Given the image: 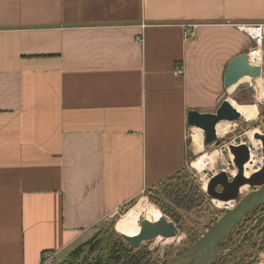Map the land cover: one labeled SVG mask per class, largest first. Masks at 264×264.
Returning <instances> with one entry per match:
<instances>
[{"label": "crops", "instance_id": "0c3cea01", "mask_svg": "<svg viewBox=\"0 0 264 264\" xmlns=\"http://www.w3.org/2000/svg\"><path fill=\"white\" fill-rule=\"evenodd\" d=\"M241 54L264 63V0H0V264L55 260L194 169L188 113L255 103L224 87Z\"/></svg>", "mask_w": 264, "mask_h": 264}, {"label": "water", "instance_id": "95a60500", "mask_svg": "<svg viewBox=\"0 0 264 264\" xmlns=\"http://www.w3.org/2000/svg\"><path fill=\"white\" fill-rule=\"evenodd\" d=\"M250 80L262 78L264 81V63L253 64L248 54L233 58L224 73V87L236 85L243 78ZM241 114L227 101H223L215 113L200 114L191 111L187 115V125L200 130L205 146L218 143L216 127L219 123H237ZM264 123V120H263ZM254 140L260 142L264 157V134L256 133ZM228 153L232 157L235 175L231 178L221 171L212 175L207 181L205 193L213 201L222 203L233 202L235 206L227 210L192 246L185 251L176 252L168 264H213L219 253L220 244L237 228L244 218L253 210L264 204V163L251 175L245 176L244 166L250 161V149L247 143L228 145ZM244 186L252 189L241 196L240 189ZM136 236L121 235L133 249H139L142 243L153 241L161 236L169 237L177 233L174 224L161 213L158 219L142 218Z\"/></svg>", "mask_w": 264, "mask_h": 264}, {"label": "rangeland", "instance_id": "374dc122", "mask_svg": "<svg viewBox=\"0 0 264 264\" xmlns=\"http://www.w3.org/2000/svg\"><path fill=\"white\" fill-rule=\"evenodd\" d=\"M245 83L242 84L241 88H244L245 90L249 91L250 99L253 101L256 99L257 94H260V90L264 89V81L262 78H258L256 80H247L244 81ZM254 104V102H252ZM258 106V119H256L253 122H246L244 120L239 121L237 124V127L234 128V131L230 134L224 135V136H218V143L210 146L205 147L204 153H208L211 150H218L220 151L219 143H225L230 144L232 142H235V144L239 142H249L250 140L254 143H258L260 147V151H258V157L264 158L261 153V146L260 143L255 141L253 139L254 133H260L264 134V99L259 101V103L256 104ZM192 131H188V135H191ZM198 133V132H197ZM202 135V134H201ZM218 144V145H217ZM222 149H224L222 147ZM221 153V152H219ZM197 157V156H196ZM198 158V157H197ZM228 150L221 153L216 168H213L214 170H207L204 174L199 173L197 170H194L190 167L191 159L188 160V166L184 169L185 173L187 175L188 181L198 190L200 193L204 194V198L202 201L201 206L198 209H194L193 211H183L181 209H174L173 207L170 210L174 212V215L178 218L179 223H175L170 216L165 215V217L171 221L174 226L177 229V233L174 235H171L169 237L161 236L153 241L142 243L141 247H144L147 251H149L153 256V264H168L171 262L174 258H176V252L178 251H185L187 248L192 246L196 240H199L202 236L206 234V232L211 228V226L223 215L227 210L232 209L235 204L232 203L229 208H221L217 207L214 204V201L211 200L205 193V190H203L202 186L205 182L204 180L209 179V176L213 175L215 170H224V167H226L227 164H231V159ZM196 160V158H194ZM193 160V161H195ZM192 161V162H193ZM261 165H257V169ZM235 170L234 167L230 166V171ZM230 175V173H229ZM207 181V180H206ZM207 184V182H206ZM252 189L247 187V191L242 194L241 196H244L248 194ZM209 198V199H205ZM146 201V207L145 210L150 208V206H155L152 202H150L149 198L147 196H144ZM140 202V201H139ZM136 202H134L130 207L122 209L118 214L114 217L117 220L122 215L125 216L127 213L131 211V209L137 205ZM152 204V205H151ZM131 208V209H130ZM157 208V207H156ZM130 209V210H129ZM158 209V208H157ZM129 210V212H127ZM159 210V209H158ZM160 211V210H159ZM127 212V213H126ZM224 212V213H223ZM126 213V214H125ZM125 214V215H124ZM145 211L140 215V219L142 220L141 216H144ZM122 216V217H123ZM115 222V224H116ZM140 222V221H139ZM244 222V220L242 221ZM241 222V223H242ZM128 223V222H127ZM241 223L237 226V228L231 233L225 240L230 239L231 236L234 235V238H236V230L241 226ZM109 224V220L107 222H103L100 224L96 230L94 231L93 235H97V239H100V237L107 233V227ZM179 224V225H178ZM127 228V224H126ZM115 232H117L115 229H113ZM118 233V232H117ZM123 233V232H122ZM121 234V233H118ZM233 234V235H232ZM91 236V237H92ZM89 240V239H88ZM224 240V241H225ZM231 241V240H228ZM222 252V247L220 248ZM66 252L67 254L70 252ZM88 249L84 250V253L82 254L81 258L83 259L87 255ZM238 255V257H235L233 261L229 264H264V233L260 235L259 237H253V241L251 243H248L247 245L242 244V251ZM65 253V254H66ZM220 253V252H219ZM218 253V255H219ZM58 256L53 259V261L50 264H58L62 262L67 254ZM65 255V256H64ZM217 255V257H218ZM216 257V260H217ZM253 257V259H252ZM215 260V262H216ZM214 262V263H215ZM213 263V264H214Z\"/></svg>", "mask_w": 264, "mask_h": 264}, {"label": "trees", "instance_id": "16d2710c", "mask_svg": "<svg viewBox=\"0 0 264 264\" xmlns=\"http://www.w3.org/2000/svg\"><path fill=\"white\" fill-rule=\"evenodd\" d=\"M224 144L219 143L217 145L221 147ZM184 169L164 178L144 193V196H147L163 215L170 216L176 224L179 223V220L169 207L185 212L193 211L201 206L205 197L198 188L188 181L187 175H184ZM133 203L131 202L126 208ZM246 217L236 230V238L232 234L233 236L228 238L231 241L225 240L220 244L222 250L231 251L220 252L214 264L231 263L241 253L242 244L247 245L253 241V237H259L264 233V204ZM115 222L116 219L109 222L106 229L107 233L102 235L100 239H97L96 234L93 235L89 240L71 250L66 258L58 264H153V256L149 251L144 247L136 250L131 248L122 236L113 230ZM85 249H88V252L82 259L81 256Z\"/></svg>", "mask_w": 264, "mask_h": 264}, {"label": "bare ground", "instance_id": "6f19581e", "mask_svg": "<svg viewBox=\"0 0 264 264\" xmlns=\"http://www.w3.org/2000/svg\"><path fill=\"white\" fill-rule=\"evenodd\" d=\"M253 60V59H251ZM250 80L249 78H243L240 80V82H244ZM256 80V79H254ZM260 94H257L255 103L251 105H246V106H239L238 109L240 110V113H242L244 119L247 122L254 121L256 119L258 110L256 104L261 102V100L264 99V89H261ZM220 124V123H219ZM217 133L220 135H224L226 130L224 129V124L217 125ZM226 126V125H225ZM200 131V130H199ZM198 131V132H199ZM201 132V131H200ZM199 134H202L200 133ZM256 134V133H254ZM253 134V136H254ZM254 139V138H253ZM256 141V140H255ZM197 138H194V144L196 146ZM259 142V141H257ZM260 143V142H259ZM247 145L249 146L250 149V161L244 166L245 170V176H249L252 173H254L257 170V165H262L264 163V158H259L258 157V151H260V147L258 143H254L253 141L247 142ZM199 146V145H197ZM197 146L195 149H197ZM200 150V149H199ZM200 152V151H199ZM220 157V153L218 150H211V152L204 153L202 152L200 156L192 163V166L195 170H197L199 173L204 174L207 170H214L213 168H216L218 160ZM231 157V155H230ZM230 175L233 176L235 175V170L230 172ZM203 183V190L206 188V180ZM247 191V186H244L240 189L241 195L244 194ZM233 202L229 203H222L219 201H214V204L217 207H225L229 208ZM146 207V201L145 199L140 200L137 205H135L129 213H127L125 216L121 217L116 225H115V230L118 233H121L119 235H126L129 237L136 236L139 232V217L140 215L145 211L144 216L141 218H147L151 220H156L159 218L161 215V212L155 207V206H150L147 210H145ZM128 222V223H127ZM127 224V228H126ZM123 232V233H122Z\"/></svg>", "mask_w": 264, "mask_h": 264}, {"label": "built area", "instance_id": "2783aa9c", "mask_svg": "<svg viewBox=\"0 0 264 264\" xmlns=\"http://www.w3.org/2000/svg\"><path fill=\"white\" fill-rule=\"evenodd\" d=\"M237 29L244 33L252 42L253 44V48L254 50H256L260 45H261V42H262V25H259V24H254V25H238L237 26ZM194 36V31L192 28H189V29H186L185 32H184V37L186 39H191L192 37ZM252 51V52H255V51ZM250 58V57H249ZM251 60V58H250ZM253 64H257V65H260L261 63V58L260 57H257V54L255 56V61L254 60H251ZM239 143H242V142H239ZM237 143V144H239ZM235 144V142H232L230 144H224L222 145L220 148V151L221 153L226 150H228V145H237ZM222 147L224 149H222ZM232 160V158L230 159V161ZM230 166L233 167L232 165V162L231 164H227L226 167H224V171L229 178L233 177L231 175H229V173L231 172L230 171ZM235 169V168H234ZM212 176V175H211ZM209 176V178L211 177ZM207 181L209 179H206ZM206 181V182H207ZM54 257H53V254L51 253H44L43 254V257H42V264H50L52 261H53Z\"/></svg>", "mask_w": 264, "mask_h": 264}, {"label": "flooded vegetation", "instance_id": "af4514ba", "mask_svg": "<svg viewBox=\"0 0 264 264\" xmlns=\"http://www.w3.org/2000/svg\"><path fill=\"white\" fill-rule=\"evenodd\" d=\"M247 217H245L244 219H246ZM231 250H222V252H229ZM219 252H221V249L219 248Z\"/></svg>", "mask_w": 264, "mask_h": 264}]
</instances>
